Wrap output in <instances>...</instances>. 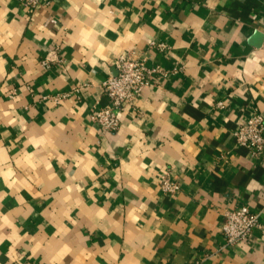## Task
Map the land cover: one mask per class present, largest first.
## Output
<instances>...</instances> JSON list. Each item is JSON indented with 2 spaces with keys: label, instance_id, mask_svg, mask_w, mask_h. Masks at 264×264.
I'll return each instance as SVG.
<instances>
[{
  "label": "crops",
  "instance_id": "1",
  "mask_svg": "<svg viewBox=\"0 0 264 264\" xmlns=\"http://www.w3.org/2000/svg\"><path fill=\"white\" fill-rule=\"evenodd\" d=\"M263 34L264 0H0V264H264L262 230L223 232L264 222V150L234 135L264 114ZM122 53L161 71L108 131Z\"/></svg>",
  "mask_w": 264,
  "mask_h": 264
},
{
  "label": "built area",
  "instance_id": "2",
  "mask_svg": "<svg viewBox=\"0 0 264 264\" xmlns=\"http://www.w3.org/2000/svg\"><path fill=\"white\" fill-rule=\"evenodd\" d=\"M20 1L30 8L42 4V0ZM158 45L162 49L166 47L164 43ZM262 46L264 47V41ZM115 68L116 73L110 74L102 83L111 103L91 115L95 122L108 131L120 128L119 112L134 106L137 98L150 83L152 75L161 71L158 65H148L146 58H135L129 53H122L117 57ZM234 135L239 144L250 148L252 154H261L264 150V114L253 112L235 130ZM161 188L166 193H175L179 191L180 184L167 176L163 178ZM256 228L264 232V222L261 221L259 213L252 211L249 206L243 205L225 212L223 232L228 246H234L250 237Z\"/></svg>",
  "mask_w": 264,
  "mask_h": 264
},
{
  "label": "water",
  "instance_id": "3",
  "mask_svg": "<svg viewBox=\"0 0 264 264\" xmlns=\"http://www.w3.org/2000/svg\"><path fill=\"white\" fill-rule=\"evenodd\" d=\"M263 38H264V34H263ZM255 43L258 44V43H260V42L257 41V42H255Z\"/></svg>",
  "mask_w": 264,
  "mask_h": 264
}]
</instances>
